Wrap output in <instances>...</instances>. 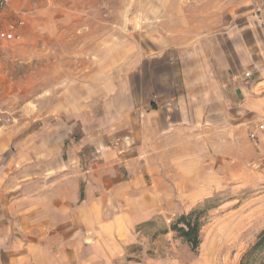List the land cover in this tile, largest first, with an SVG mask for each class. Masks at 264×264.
I'll return each instance as SVG.
<instances>
[{
	"label": "crops",
	"instance_id": "0c3cea01",
	"mask_svg": "<svg viewBox=\"0 0 264 264\" xmlns=\"http://www.w3.org/2000/svg\"><path fill=\"white\" fill-rule=\"evenodd\" d=\"M234 1L231 8L208 1L201 12L230 15L224 25L158 24L142 42L108 36L86 46L65 93L71 104H61L68 119L44 122L52 136L58 127L67 136L48 135L39 156L67 161L30 168L29 179L16 173L19 187L36 191L18 197L26 205L13 202L18 221L0 219V264L95 263L102 239L163 213L166 200L196 204L227 182L230 161L254 153L247 134L264 122V0ZM51 5L9 0L0 31L22 21L14 29L20 43L37 48L43 37L53 52L62 18ZM60 225L67 233L53 249L47 241Z\"/></svg>",
	"mask_w": 264,
	"mask_h": 264
},
{
	"label": "rangeland",
	"instance_id": "374dc122",
	"mask_svg": "<svg viewBox=\"0 0 264 264\" xmlns=\"http://www.w3.org/2000/svg\"><path fill=\"white\" fill-rule=\"evenodd\" d=\"M46 1L51 2L54 16L62 18L57 38L60 43L53 52H46L43 37L37 48L23 46L18 36L11 42L0 40V219L7 226L13 223V202L19 207L26 205L28 201L20 202L18 197L36 191L28 185L19 187L16 173L29 179L26 174L30 168L60 167L67 161L47 158L45 154L39 156L44 152L43 143L48 135L51 138L58 135L57 141L67 136L59 127L53 128L52 136V129L48 130L44 122L56 121L55 126H59L61 118L68 119V113L61 111V104H71L72 98L65 93L77 82L76 70L87 57L88 44L108 36L118 41L132 37L142 42L145 41L142 34L157 35L151 29L158 24L167 26L191 21L216 25L222 21L224 25L232 19L230 15H216L215 10L212 16L201 14L205 3L212 0ZM213 2L219 7L231 8L235 4L234 0L232 3L231 0ZM258 125L263 128L252 138L251 133ZM263 134L264 122L248 132L247 138L256 143V150L252 153L246 149L244 153L249 158L242 162H229L227 182L217 186V190L193 205L189 204L190 200H184L180 206L166 200L163 213L127 225L125 234L102 239L99 248L94 250L95 254L100 253V260L92 264H238L264 230ZM33 147L38 149L36 160ZM194 209H203V212L199 245L191 249L175 235L170 225L177 216ZM118 226L123 227V224ZM65 229L66 225H60L56 237L47 241L49 247L55 249L64 241ZM12 247L6 245V252L12 251Z\"/></svg>",
	"mask_w": 264,
	"mask_h": 264
},
{
	"label": "trees",
	"instance_id": "16d2710c",
	"mask_svg": "<svg viewBox=\"0 0 264 264\" xmlns=\"http://www.w3.org/2000/svg\"><path fill=\"white\" fill-rule=\"evenodd\" d=\"M203 209H194L186 214H181L171 223L170 229L181 238L191 249L199 245L200 217ZM147 223V222H146ZM259 256V257H258ZM264 264V230L256 237V241L242 256L238 264Z\"/></svg>",
	"mask_w": 264,
	"mask_h": 264
},
{
	"label": "built area",
	"instance_id": "2783aa9c",
	"mask_svg": "<svg viewBox=\"0 0 264 264\" xmlns=\"http://www.w3.org/2000/svg\"><path fill=\"white\" fill-rule=\"evenodd\" d=\"M8 3H9V0H0V19H1L2 11L6 8ZM22 24H23L22 21L17 22V24L10 23L7 29L0 31V38L4 40H14L17 37L16 34L14 33V29L17 25H22ZM249 75L250 73L248 72L245 73V76H249ZM262 128H263V125H258L256 127V130L251 133V137L252 138L256 137L257 136L256 131Z\"/></svg>",
	"mask_w": 264,
	"mask_h": 264
}]
</instances>
